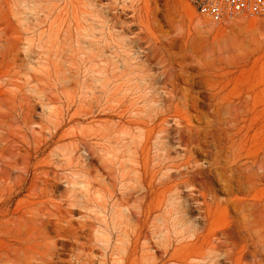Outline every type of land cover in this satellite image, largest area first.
<instances>
[{"label": "rangeland", "instance_id": "rangeland-1", "mask_svg": "<svg viewBox=\"0 0 264 264\" xmlns=\"http://www.w3.org/2000/svg\"><path fill=\"white\" fill-rule=\"evenodd\" d=\"M132 22L136 25L121 28V23ZM147 36L164 44L175 68L180 61L191 62L185 69L190 75L202 63L232 60L225 93L229 98L237 99L239 93L248 98L250 135L255 134L264 153V15H238L212 24L186 0H0V212L4 213L0 222L12 224L19 217L28 218V211H43V226L31 225L27 230L31 236L27 235L38 239L42 257L39 252L34 256L47 264H82L89 256L91 264H211L207 253L203 259L186 261L175 254L185 241L179 240L181 227L174 228L165 214L176 206L173 197L165 193L164 205L156 207L163 191L159 179L169 173V185L174 184L176 170L184 171L185 158L176 149V140L166 149L155 137L145 136L146 117L155 107L151 90L163 95L158 84L149 90L140 82L146 68L156 77L160 73L155 59L151 63L142 54ZM205 79L178 84L201 93L204 101L209 92ZM212 108L200 107L210 120L191 121L201 137L197 146L192 145L190 167L197 165L204 172L198 177L189 171L194 189L181 185L180 198L187 201V216L196 222L195 229L204 234L215 230L217 237L226 230L229 241L236 243V251L228 255V246L221 244L215 252L220 264H264L261 256L253 262L240 249L247 243L238 235L244 236L251 225L244 230L238 211L228 210V215L220 213L203 223L192 200L204 184L219 201L241 197L234 181L232 191L224 187L230 179L226 164L230 144L240 135L232 137L237 129L217 120ZM168 124L173 127L171 120ZM124 208L135 212L131 224L140 235L132 256L123 251L131 232ZM164 239L172 243L165 254L155 245ZM44 242L49 243L45 255ZM148 245L156 250L152 262L142 251Z\"/></svg>", "mask_w": 264, "mask_h": 264}, {"label": "bare ground", "instance_id": "bare-ground-1", "mask_svg": "<svg viewBox=\"0 0 264 264\" xmlns=\"http://www.w3.org/2000/svg\"><path fill=\"white\" fill-rule=\"evenodd\" d=\"M123 7H121V8H123ZM133 15L134 14H132L131 17ZM134 16H133V22H136V21L138 22V20H136L137 18ZM140 20L141 21H139V23L143 24L142 19H140ZM133 22H132V24H129L128 26H123V23H121L120 24L121 28H129V27H131L130 25L135 24ZM137 22H136V24L139 25ZM124 25H126V23ZM147 38H148V36H147ZM137 39H138V37H137ZM148 39H149V40H147L148 44L145 47L144 51H142V54H144L145 59L148 61H150L152 58L155 59L156 65L160 69V73H159V76L156 77L151 73L150 69L146 68L145 69L146 73H145V75H143V77L141 76L142 78H141L140 82L141 83L144 82V87L148 88L149 90H151V88L154 89L153 86L155 84H158V87H156V88L160 89L163 92V95H160L159 93H157L156 90H151L152 96L149 94L151 97H153V101L155 102V107H154V109L151 108V111H150L151 113L149 112L148 117H146V114H145V117L147 118V121H148L144 125V126L148 127L147 131L145 130L146 131L145 136H146V139H151V138L158 139L157 143L159 144V146L166 148V149H169L167 147H169L171 145L173 140L174 141L176 140L175 141L176 142V149H180V151L183 153V156L185 158L183 163L181 162L182 166L184 167V171L178 170V172H177V170H176L175 173H177V174L175 176L176 179H175L174 184L169 185V183H170L168 181V180H170L169 179L170 178L169 173L164 174V172H163V174H164L163 176L165 179L162 176V178L164 180H162V178H160L158 181V185H159L158 188H160V185H161L163 191L157 195L156 207H159V205H162L165 202V195H164L165 193L170 194L171 198L173 197L172 199H173L175 204H173L171 201V205L173 204L176 206L169 208L170 210L165 211L166 212L165 214L170 215V218H171L172 224H173L172 226L174 228H179V226L181 227V229H179V231H178V234L180 235L179 240L185 241L184 244L181 242H178V243L183 244V246L180 247L179 249H177L175 251V254L179 255V256L183 255L184 257H182V258H185L184 261H186V259H188V258H191L192 260H198V258H200L201 256L203 257V255L205 253H207V255L212 256V258H210L211 264H220L221 262L216 258L215 254L217 253L219 247H221V244H226L228 246V252L225 250L227 252L226 255H228L230 253L229 251L232 252L237 247L236 243H232V241H229V238H228L229 236H227V234L225 233L226 230L224 232L220 233L222 235V236L220 235L221 237H217L215 230L208 231L206 229L207 230L206 234H204L203 231H201V230L198 231V229H195L194 223H196V222L191 221L190 217L187 216V212H188V206L186 205L187 201H182L180 198L181 192L179 190H181V189H179V187L181 185L186 188V187H189L191 185L193 186L195 184L193 182V180L191 178H189V171H191V173L194 172V175L198 176V177L202 176L203 172H204V169L197 167V165L194 167L193 166L190 167L189 158L192 155V150L194 147V146L192 147V145L195 143L197 144L198 137H201V136H199V133L197 132L198 130L195 131V129L192 128L191 121L193 119H195L197 121H199V120L201 121L203 118H204L203 120H205V118L207 119L208 113L207 112H206L207 114L203 113L200 110V107L207 106V107H214V110H213V108L211 110L215 111V113H212V114H214L217 117V120H219L220 122L223 123L225 121L227 126L228 125L230 126L228 129H230V128L232 130L235 128L237 129V133H235L234 135H232L230 133L232 135V137L235 136L236 134L240 135L238 137L239 138L238 142H235V141L231 142L230 141L231 142L230 148H229V149H231L230 154L227 152L229 154L228 156H230V162L228 163L226 161L228 159L225 160L226 164H229L228 173L230 172V177H229L230 179L228 180L226 185H224V184L223 185H224L225 189L232 191V182L234 181L235 184H233V186H235V189H236V191L239 192V194L241 193V197H235L236 196L235 195L234 197H232L228 200L219 201L216 198H213L214 196L212 197L209 194L210 193L209 188L204 187V186H207L206 184H204L203 187H200L201 190L197 189L199 197L197 196L196 198L192 199V200H194V202L196 201L197 206L196 205H194V206H196V208L198 209L199 217L203 220V223H208V224L211 222V220L213 219L214 216L220 215V213H223V214L226 213L228 215V210L231 212H233L235 210L236 213L238 211L240 213L242 219H243L242 221H245V223L243 222V224H244L243 228L244 227L246 228L247 225H251L250 227L247 226L246 231H244V234H245L244 236L239 234L242 236V237H240L238 235L239 239H243L242 241L247 243V244L243 245L240 249L243 251V254L249 255L253 262H255V259L257 258V256H261L262 257L261 263H263L264 262V153L262 152L261 148L257 145V143L254 141L255 134L250 135V131L253 128L252 127L253 122L252 121L249 122L250 120L248 119V115H249L248 98H246L245 96H242V94L239 93L237 99H234L232 97H231L232 98L231 99V98H229L228 93H225V90H226L229 82L231 81V79L229 78V74H231V71L229 69H230V67H232V64H233L231 62L232 60L229 61V59H228L227 62H223L224 63L223 64L221 59H218L217 63H211L207 66H201L203 64L202 63L197 68L194 67L196 74L190 75L191 73L190 74L186 73L185 69L190 68V66L192 64L191 62H186L185 60L180 61L178 64L176 63L178 68H175L173 66V63L171 60V54L168 53L167 48L165 46H163L164 44L162 45L159 42L158 43L157 42H151L150 38H148ZM193 49H195V48H193ZM210 49H211V47H210ZM225 49H227V48H225ZM198 54H196V55H198ZM190 56H192V55H190ZM199 57L200 56H198L196 59H198ZM192 60H193V58H192ZM195 63H196V61H195ZM153 69H154V67H153ZM191 70H193V68H191ZM202 76L207 77V79L203 80L204 81L203 83H204V86L209 90V92L206 93L207 94L206 97H204V101H203V98L201 96V93L200 94L199 93H191L190 92L191 90L190 91H188V89L183 90L179 87L178 82L180 80H182L183 83L185 82L188 85H192L194 83V78H196V77L201 78ZM206 109H208V108H206ZM209 110H210V108H209ZM210 116H213V115H210ZM169 120H171L173 122V127L168 124ZM208 120H210V119L208 118ZM143 123H144V121H143ZM208 123H210V122H208ZM205 132L206 131H204V133L203 132L202 133L205 134ZM206 133H208V132H206ZM232 133H233V131H232ZM183 136H184V138H183ZM225 137H226V141L229 140V138L227 139L226 134H225ZM153 139H151V140H153ZM233 140H235V139H233ZM237 140L238 139H236V141ZM199 142H200V139H199ZM202 142H204V141H202ZM251 143H252V145H250ZM198 145H199V143H198ZM157 147H158V145H157ZM163 151H165V150H163ZM221 151L222 150H220L219 152H221ZM178 156L180 157V155H178ZM228 156L226 158H229ZM243 159H245V161L242 162ZM179 166H180V164H179ZM179 166H176V169H177V167L179 168ZM182 166H180V167H182ZM214 167L216 168L215 164H214ZM191 169H194V171H192ZM222 169H223V167H222ZM226 170H228V169H226ZM225 172H227V171H225ZM219 175H220V173H219ZM195 176H193V177H195ZM221 176H219V177H221ZM152 179H154V176ZM156 184H157V182H156ZM201 184H203V183H201ZM149 185H152V184H149ZM224 187H223V189H224ZM252 193H254V194L252 195ZM144 196H145V194H144ZM167 200H169V199H167ZM133 207L134 206H132V208ZM124 209L126 210L125 213L122 212V215L124 217L122 215L121 216L125 219V224L129 226L132 222V217L133 216L136 217V215H135V212L133 210H130L129 208H127V209L124 208ZM172 210H173V213H171ZM68 212H70V211L68 210ZM25 214L28 215V218H23V217L20 218L19 217L20 219L18 218L15 221L13 220L12 224H10L11 222L10 221L8 222V220L0 222V264H47L48 261H45V259L41 258L42 253L40 251H37L38 247H40V245H41L40 242L38 241V239L34 238L35 236L33 237L34 239L30 238L28 236V235H30V233L27 231L31 227V225H33L32 228L35 227L34 226L35 223L40 222L39 223L41 225L40 227H42L44 221L41 217L45 213L41 210H35V211L33 210V211H28ZM51 215H52V213H51ZM3 216H4V213L0 212V217H3ZM197 217H198V215H197ZM238 220H239V218H238ZM66 222H70V221H66ZM204 225H206V224H204ZM204 225H202V226H204ZM228 225H230V224H227V226ZM130 226H131V232L129 234H127V236H126V247L123 248L124 247L123 246L122 248H123V251L127 252L128 255L132 256L136 253L137 241H139L140 235L137 233L136 229H134L132 227L133 226L132 224ZM124 227H125V225H124ZM234 227H236V226H234ZM37 228H35V230ZM245 228H244V230H245ZM126 230H128V229L126 228ZM27 232L29 233L28 235H27ZM228 232H229V230H228ZM235 232H236V230H235ZM126 233H128V232L126 231ZM237 233H238V231H237ZM12 235H13V239H12L13 242H10V236L12 237ZM22 235H24L26 237H23ZM42 238H41L42 241L43 240L45 241L46 238H44V237H42ZM230 239H232V238H230ZM46 242H44L42 244V246L44 245L45 247H47L45 250L43 249L44 255L46 253L47 254L49 253L48 246H46L49 243L46 244ZM170 243H171V241L169 242L168 239H164L161 241L159 240L158 242L155 243V245L161 249L160 252L165 254L168 252L167 247L170 245ZM142 251L145 254L144 257L147 258V261H149V259H151V262H152V260L156 258L155 257V255H156L155 251L156 250H154V248L152 246L150 247L148 245L147 247L142 248ZM38 252H39V256H41L40 258H36L38 256L37 255ZM226 255H224V256H226ZM232 255H233V253H232ZM226 258H227V256H226ZM84 259L85 260L82 264H91L92 263L90 256L87 258H84ZM36 261H39V262L36 263ZM195 264H200V263H195Z\"/></svg>", "mask_w": 264, "mask_h": 264}, {"label": "built area", "instance_id": "built-area-1", "mask_svg": "<svg viewBox=\"0 0 264 264\" xmlns=\"http://www.w3.org/2000/svg\"><path fill=\"white\" fill-rule=\"evenodd\" d=\"M195 12L212 24L229 21L238 15H264V0H186Z\"/></svg>", "mask_w": 264, "mask_h": 264}]
</instances>
